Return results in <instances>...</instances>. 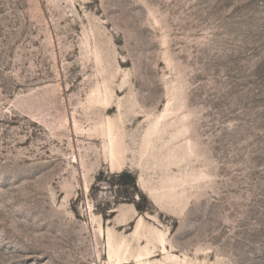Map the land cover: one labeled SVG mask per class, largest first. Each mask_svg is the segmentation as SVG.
<instances>
[{
	"label": "rangeland",
	"instance_id": "374dc122",
	"mask_svg": "<svg viewBox=\"0 0 264 264\" xmlns=\"http://www.w3.org/2000/svg\"><path fill=\"white\" fill-rule=\"evenodd\" d=\"M0 264H264V0H0Z\"/></svg>",
	"mask_w": 264,
	"mask_h": 264
}]
</instances>
